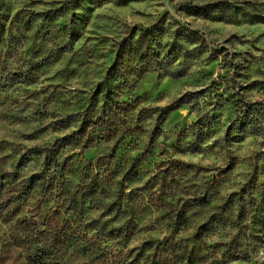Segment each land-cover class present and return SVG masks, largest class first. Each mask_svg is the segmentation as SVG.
<instances>
[{"label":"rangeland","instance_id":"obj_1","mask_svg":"<svg viewBox=\"0 0 264 264\" xmlns=\"http://www.w3.org/2000/svg\"><path fill=\"white\" fill-rule=\"evenodd\" d=\"M45 244L264 264V0H0V264Z\"/></svg>","mask_w":264,"mask_h":264},{"label":"trees","instance_id":"obj_2","mask_svg":"<svg viewBox=\"0 0 264 264\" xmlns=\"http://www.w3.org/2000/svg\"><path fill=\"white\" fill-rule=\"evenodd\" d=\"M195 15L200 16V17H209L207 16L206 12H204V10L202 12H195ZM252 21H255L254 19ZM256 21H261L262 20H256ZM187 34L189 36L190 39H192V37H194L196 35V33L194 31H187ZM194 42V41H193ZM124 42H122L120 44V46L122 45L123 47H125L127 44H124ZM128 43V42H126ZM143 47L140 45V47L137 48V50L135 51V55H138L139 57V61H147V63H149V66L145 68V72H153L156 71L153 67L154 63H156L158 61V59H160L159 57H155L153 58V56L151 58H147L148 55L146 54L147 52H143ZM172 77L175 78H180L182 77V75H178L176 74V72L173 74ZM240 103L243 104V100H240ZM252 107L255 106V104H251ZM72 139V137L68 136L63 138L60 141V145L57 146V150L55 152L52 153V158L53 160L57 161V156L59 155V151L64 148V147H68L69 145H71V143H74L73 141H70ZM42 155H44L46 162H48L51 158V153H50V149H46V148H42ZM66 166L65 164H61L60 165V175L62 179H65V172ZM219 215V214H218ZM33 263L34 264H66L65 259H64V255L62 254V252L60 250H57L54 246L49 245V244H45V245H39L33 253Z\"/></svg>","mask_w":264,"mask_h":264}]
</instances>
